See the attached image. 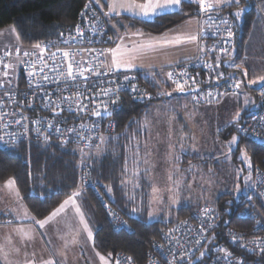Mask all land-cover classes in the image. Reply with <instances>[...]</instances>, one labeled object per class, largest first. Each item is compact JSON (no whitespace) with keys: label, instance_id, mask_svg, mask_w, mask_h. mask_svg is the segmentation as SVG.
Instances as JSON below:
<instances>
[{"label":"snow or ice","instance_id":"snow-or-ice-1","mask_svg":"<svg viewBox=\"0 0 264 264\" xmlns=\"http://www.w3.org/2000/svg\"><path fill=\"white\" fill-rule=\"evenodd\" d=\"M93 0H90V3ZM96 4H100V0H94ZM108 10L104 13V16L108 18V23L97 25L93 22L91 31L95 34H100L102 36H107L106 29H110L115 32V36H107L106 40H101V43L114 44L115 47L108 48H90V49H80V51H88L94 53L95 55L92 57V60L88 61L87 67L84 66L82 60H77L75 55L69 50H63L59 47L56 48L55 52H50L48 57H45V53L51 48L56 42L48 41L47 44L42 45L41 43H36L33 46V50L31 52L25 51V57H35V59H29L27 61L21 59L17 62V64H9L4 63V68H12L15 70L18 66H24L27 72V76L29 78V87L32 88L33 80L35 77L39 76L41 79L35 81V89L43 92L45 87L52 83L56 82L57 87L53 93H46L44 96L43 107L45 109L52 107V101L49 98L50 95H56L57 99L60 103L56 104V108H59L61 104L65 107L63 110H66L69 113L74 114V116L79 119L80 114L85 112L88 109L87 104H82L81 100L89 99L90 103L94 105V107L90 110V114L95 116L97 120L92 124H81L79 126L80 129H87L89 133H91L94 129H99L100 122L106 118L111 117L113 112L117 109L120 103V93L127 92L132 96L133 100H144L150 102L155 97L161 98H169L173 97L174 93L187 94L192 97V100L196 103H199L201 99L207 97H211L212 92L204 93L203 89L199 87L200 82L192 76L188 70L187 64L192 63L197 60H201V57H178L176 60H168L161 64L159 67L161 71L157 72L154 69L157 68L155 64H145L143 60L148 57L156 56L161 53L166 52L168 49H178L182 48L185 45L195 44L201 53H205L204 40L207 38H216L219 37L212 45V48L207 49V51L218 50V53H223L224 57L227 59H222L219 54L216 55V63H203L204 67L209 70L210 73H215L216 75L213 79L220 81L223 80L224 83H228V81H232L231 87L234 90L240 89L242 85V81L234 79V72L228 73L225 76L223 71H220L221 64H227L232 69H240L241 65L235 62L233 59V53L235 51V46L232 44V37L234 33L231 29V26L228 25L227 19H221V24L227 27L223 29L215 24L212 21L210 13L217 12L219 13L224 7H231L232 5H236V11L234 13V18L239 19L244 9L239 7L241 0H106ZM187 4L189 6L195 4L198 6L197 11L198 14L208 15V20L204 21L208 25L207 28L201 26L197 31H183L182 25H177L175 29H169L168 32L161 33L159 36H153L151 34H146L142 30L137 29L136 31H131L128 25H124L122 21L117 19L116 23H111L113 18H119L122 13H126L130 19L139 20L141 22H149L155 23L156 19L164 16H186L188 15L184 11V5ZM89 5H85L87 8ZM103 7V5H101ZM93 15L96 16V13L93 12ZM99 19V17H97ZM209 21H212L209 23ZM191 21H186V24H190ZM198 23H200L198 21ZM119 27H124L125 31L123 34L119 32ZM14 32L15 29L13 28ZM77 36H69L67 39H64L62 42L64 44H68L72 41H77L79 43H84V31L80 29L77 25L76 27ZM61 37L63 33L60 34ZM94 36L88 39V43L92 44L95 42ZM228 45L229 47H225ZM38 50V51H37ZM19 52V48L17 49ZM61 54V59L58 60L57 54ZM7 55V53H6ZM103 58V59H101ZM49 60L53 62V64L49 65ZM64 61H67L66 65ZM95 62V63H94ZM0 63H3V58H0ZM39 65V67H37ZM164 67H168L172 70L164 73L162 69ZM177 68L180 70L177 71ZM47 70V71H46ZM135 70H141L143 76L146 81L155 89H158L155 92V96L152 93L147 92L144 89H141L135 81L137 80V74ZM49 73H52L50 76ZM5 78L10 76L8 71H4L2 74ZM14 75V72L11 74ZM199 75V72H197ZM244 76H247V70L243 72ZM160 77L158 79L157 77ZM264 81V76H260L253 80H248V85H257L258 82ZM168 83L175 85L172 91H164L161 89V83ZM12 84L11 79L0 80V87H3L4 84ZM63 85V87H60ZM195 85V87H193ZM220 85L218 84L217 87ZM260 95L264 97V84H260ZM75 89V91H73ZM83 89V90H81ZM92 89H97L95 93L92 92ZM71 92V95L64 96V92ZM86 93L88 95H86ZM37 92L34 90L33 95H36ZM228 93H221L220 95H227ZM8 95V93H5ZM104 96L108 97L107 101H99V97ZM211 103V100L207 101ZM3 104V100L0 99V105ZM245 106L249 104L254 105V101L246 98L244 101ZM27 107H32L31 102L27 105ZM187 107V105H185ZM102 108V110H101ZM55 111V108L52 109ZM5 115H13L16 113H4L0 112V118ZM148 113L145 112L142 119H133L129 121V124L126 125L125 135H128L127 128H130L133 124L137 125V131L146 130L150 121L148 119ZM56 116H60V112L56 113ZM28 118L23 116L21 113V120H27ZM55 119V117H54ZM252 119L255 120L256 116H252ZM260 120L264 121V116L260 117ZM16 123L21 124L20 120H17ZM32 123L37 125L32 131L37 134V139L43 137V143L45 146L49 145L50 135L48 129H53L58 137L61 138V146H64L70 142V138L65 135V131L59 126V124H53L52 121H45L41 119L33 120ZM228 123H232L237 131L247 132L248 130L241 127L243 123L241 117V111H237L232 118V120L228 121ZM47 125L45 131H41ZM6 126V125H5ZM109 128L114 127V124H109ZM24 132L21 135H25L28 132L27 125H23ZM67 133H71L73 137H75V143L79 145L81 141H87L84 147L73 149V153L79 152L80 154V167L90 168L92 167V161L97 158H100L107 149L104 147L107 143H109L110 139H118L117 136H105L99 132H97L96 139L99 143H93V137L91 135L85 136L81 131L76 128H68ZM185 139L184 136H181V140ZM135 140L136 151L133 153L132 159L134 165L140 160L139 156V144L140 142L136 140L135 133L129 136V142ZM18 142L16 134H13V139L11 145L14 146ZM0 143H4L7 145L8 142L3 140V137H0ZM229 145V153L232 152L231 145H237V151L241 153L240 159L242 162H246L248 167L251 168V158L247 156L246 151L239 149L238 147V137L232 136L231 140L228 141ZM146 146V145H145ZM127 147V146H126ZM172 145H169V148L172 149ZM88 149V151H85ZM181 152L188 151V147H186L183 143L180 145ZM191 151L197 154L199 153V149L195 146V144L191 145ZM150 155V153H148ZM228 159L229 157L226 155L225 157ZM175 159L178 161L180 156H176ZM147 163V161H144ZM178 171V168L176 169ZM244 169H240L242 172ZM124 175L127 176L129 172L127 159L125 160L124 166ZM147 172V169H145ZM191 171V167L188 169ZM140 170L139 167H135L132 170L133 176H139ZM237 177H239V172L237 173ZM169 180L172 179V175L170 174L168 177ZM250 177L245 178V184L247 186V182ZM181 181H176V183H180ZM121 187L122 189H127L129 183H132L131 179H121ZM107 188V194L112 193V188L110 186H105ZM133 190L139 187L138 183L132 184ZM3 190H6L7 194L10 197H14L16 200L21 201L17 205L16 208H9L0 210V215H10L12 219L5 221V224H12L14 220L16 221H30L31 227L24 225L21 223L18 227H14L13 231L16 233V237L24 246V254L25 260L23 264H67V255L66 249L68 246L76 245L81 243L80 237L82 234L86 235V239L88 241H93V231L88 223V219L86 218L84 211L82 210L81 204L79 203L84 190V185L81 184L78 186L76 191H73L66 199L60 202L55 208H53L46 216L43 218L37 219L35 215H32L25 206L22 201L24 197L20 195L19 189L16 186V181L14 178H9L4 182L2 186H0ZM237 189L239 190L238 186ZM98 191V190H97ZM153 196L149 201V205L153 202L159 203L161 197L159 196V189L153 186ZM123 195L129 202H134L135 197L129 195L127 191L123 192ZM41 201L46 200L48 197L39 196L37 197ZM171 203L175 204L176 200H172ZM107 208V205L105 204ZM71 211L73 217L78 218L80 229L76 230L73 234V229L71 226V222L68 221V212ZM209 209H203V214L207 216L209 214ZM132 213L139 214L142 212L141 207H134L131 209ZM159 209H153L149 211L148 215L150 218H155ZM108 214L113 217V219H118L114 213L111 212V209H108ZM61 220L66 221L63 225L64 228H67V231H64L61 227H57ZM186 224L187 221L181 222ZM123 227L127 228L126 222H122ZM53 230L57 236V239L62 241V246L55 250L53 254L49 255V258L44 259L43 257L37 259L35 251L28 253L27 248L31 244L35 243L37 239L43 240L48 237L49 230ZM178 229H170L169 233L165 235H169L173 231H177ZM69 237H71L69 239ZM232 239L234 241L237 240L236 236H233ZM242 239V238H240ZM5 240L7 244L0 245V264H12L10 260V256L15 254L19 255L21 252V247L15 246L12 243V237L6 236ZM48 243H51V240H48ZM199 243V241H197ZM250 243L256 244L259 248V251L262 256H264V246L260 245L259 238L251 241ZM162 248L163 246L160 245ZM255 251L256 249H251ZM221 252L225 253V257H230L231 253H228L225 249H220ZM100 258L102 264H110V261L107 257L100 255L97 253ZM204 253H201L203 256ZM112 253L108 254V257H111ZM131 260V257L127 258ZM183 259V256H181ZM19 264V262H17ZM116 264H120L119 260L116 261ZM169 264H177L176 258L173 257V261L169 262ZM237 264H245V262L241 259L237 262Z\"/></svg>","mask_w":264,"mask_h":264},{"label":"trees","instance_id":"trees-1","mask_svg":"<svg viewBox=\"0 0 264 264\" xmlns=\"http://www.w3.org/2000/svg\"><path fill=\"white\" fill-rule=\"evenodd\" d=\"M87 1L0 0V30L13 26L20 45L32 48L36 43L57 37L71 26ZM257 1L263 0H241L239 7L245 9L239 19L234 18L236 5L223 8V13H227L232 20L234 33L232 44L235 48L245 44L244 40L248 38L258 23L255 5ZM105 3L106 0H100V4ZM197 8L198 6L195 4L191 6L185 4L184 11L188 15L159 17L155 23L127 18L136 27L160 33L182 22L187 17L198 16ZM221 58L227 59L223 55ZM213 61L215 64L216 56L213 57ZM220 70L226 76L228 73H232V70L234 76L242 75L241 69H232L227 64H221ZM157 78L160 79L159 76ZM162 83L161 88L163 86L170 87V83L166 85ZM147 84L155 96L158 89L153 88L148 82ZM247 88L254 89L252 86H247ZM159 99L162 98L155 97L148 102L126 98L121 107L113 113L116 126L110 137L118 135V139H110L109 143L104 145L107 151L100 158L92 161L90 168L79 166V155L77 152L73 153L72 150L75 147L72 145L61 146L57 142L51 141L48 146H45L41 142L26 141L11 147H0V182L14 178L21 196L24 197L23 202L37 219L46 216L73 191H76L79 185L83 184L85 197L82 199H84V205L94 223L96 230L94 245L98 251L106 255L112 253L111 257L114 260L118 253H126L138 263H144L152 242L175 221L190 214L197 207L192 204H183L177 208L176 217L171 215L172 218L168 220H149V206L145 196H143V203L140 204V201H137L140 194L135 197L134 202H129L123 195L124 191L132 195L128 189H122L120 183L124 178L125 160L129 161L133 148V143L129 142V136L135 133L136 137L141 132L137 131V125L133 124L127 128L128 135L126 136L124 134L126 125L133 119H142L148 106ZM256 99L259 106L262 102L261 95H257ZM233 130L235 129L233 128ZM240 143H243L247 148L253 165L258 164L264 169V142L246 139V141L241 140ZM85 172L89 175V183L82 179V174ZM105 186L112 188L111 194H107ZM97 190L100 193L99 196L96 195ZM41 195L48 198L41 201L37 198ZM248 196L241 193L238 198L233 196L223 200L219 197V203L216 207L213 206L219 215L217 228L211 233L204 255L196 256L193 263L205 264L211 248L215 244H225L243 256L247 264H264V256L261 253L251 252L243 247L233 245L229 237L231 230L253 234L256 229H259L261 233H264V205L260 199H257L258 208L251 212V215L242 216L239 213L241 207L250 201ZM104 199L129 220L131 229L114 230L108 212L102 205ZM138 206L142 208V212L132 213L131 209Z\"/></svg>","mask_w":264,"mask_h":264},{"label":"rangeland","instance_id":"rangeland-1","mask_svg":"<svg viewBox=\"0 0 264 264\" xmlns=\"http://www.w3.org/2000/svg\"><path fill=\"white\" fill-rule=\"evenodd\" d=\"M255 3L257 7L259 1ZM106 6L105 3L102 8L106 9ZM221 12H223V9ZM257 19L256 34L252 35L250 32L248 36L251 39L250 44L247 45L248 38H245V44L243 43L240 47L235 48L233 53V59L241 65L240 69L242 71V75L234 76L235 80L242 81L241 88L236 89L235 94H233V90L228 92L227 95H220L211 103L198 104L187 94L174 93L171 99L162 98L153 101L146 109L145 112L149 114L150 125L136 136V140L140 142V160L134 165L132 156L136 149L133 147L127 162L129 172L127 176L124 175L123 179H131L132 183L128 184L127 189L134 197L140 194L137 200L140 201V204L143 203V196H145L149 211L159 209L155 218L149 217V220H168L172 216L176 217L177 208L183 204H192L197 206L196 208L200 206L213 208L219 203V197L223 200L233 196L238 198L241 193L249 195L248 199L253 203L250 204V210L254 211L258 208L257 201L260 197L255 191V173L257 174V170L264 171V169L258 164L253 165L252 162V167L249 168L247 163L242 162L240 159L241 153L237 151V145H231V153H229L228 145V141L231 140L232 136H237L239 149L246 151L247 156L251 158L245 145L240 143L241 140L246 141V138L241 131H237V128L228 121L232 120L237 111H241L244 123L245 119L258 106L256 97L260 94V84H264V81L258 82L257 85L246 83L248 80L264 76V18L259 20L257 16ZM198 21L200 22L199 19ZM13 28V26H8L0 30V51L20 45L16 31H12ZM199 28L200 23L197 25V30ZM185 46L187 50H185ZM185 46L172 49L175 52L173 59L189 56L191 52L189 45ZM195 52L197 54L194 57L199 53L197 46ZM169 69L164 67L162 71L167 73ZM244 70H247V76L243 75ZM155 71L159 72L161 69ZM168 83H170V87L163 86L161 89L172 91L175 85L171 82ZM162 84L166 85L167 83ZM247 86H252L254 89H249ZM246 98L254 101V105L245 106L244 101ZM105 136L110 137L109 134H105ZM181 136L185 137L183 141ZM132 143L134 145L135 140ZM181 143L188 147V151L181 152ZM193 144L199 149L200 154L191 151V145ZM169 145L173 146L172 149L169 148ZM85 151H88V149H85ZM77 153L80 163L81 157L78 151ZM226 155L229 157L228 159L225 158ZM176 156H180L178 161L175 159ZM144 161H147V163ZM137 166L140 174L139 176H133L132 170ZM190 167L191 171H188ZM145 169H147V172ZM240 169L244 170L240 172ZM238 172L239 177H237ZM170 174L172 175L171 180L168 179ZM247 177H250V179L246 186L245 178ZM178 180L181 182L177 184L176 181ZM133 183H138L139 187L133 190ZM153 186L160 190L161 200L159 203L153 202L149 205V201L153 196ZM173 199L176 200L175 204L171 203ZM214 211L217 212L215 209ZM229 237L232 240L230 232Z\"/></svg>","mask_w":264,"mask_h":264},{"label":"built area","instance_id":"built-area-1","mask_svg":"<svg viewBox=\"0 0 264 264\" xmlns=\"http://www.w3.org/2000/svg\"><path fill=\"white\" fill-rule=\"evenodd\" d=\"M85 5H89L87 8ZM93 12L96 13V16L93 15ZM107 12L106 9L102 8L100 5L96 4L94 1L90 3V0H88L82 9L80 10L75 22L66 28L63 32V36L61 37V33L54 38L43 40L40 43L42 45L47 44L48 41H55L56 43L48 49V51L45 53V57H48V54L50 52H55L56 48L59 47L63 50H69L71 51L77 60H82L85 67H87L88 61L92 60V57L95 55L94 53L88 52V51H80V49H90V48H108L113 47L114 44H108V43H101V40H106L107 36H115L110 29H106L107 36H102L100 34H93L91 31V27L93 22H95L97 25L108 23V18L104 16V13ZM212 17V21L215 22V24L219 25L222 29L224 27H227L225 25L221 24V19H227L228 25L231 26L232 29V20L230 16L227 13L223 12H213L210 13ZM99 17V19H97ZM198 19L200 20V27L203 26L205 28L208 27L206 23H203L204 21L208 20V15L205 14H199ZM212 21H209L211 23ZM77 25L84 31V43H79L77 41H72L68 44H64L62 41L64 39H67L69 36H77L76 27ZM233 31V30H232ZM94 36L95 42L92 44H89L87 41L89 38H92ZM219 39V37L216 38H207L204 40V46H205V53H201L199 50V53L196 57H201V60L204 63H210L214 64L213 57L219 54L220 56L223 55V53H218V50L213 51H207V49L212 48V45L215 43V41ZM225 47H229L228 45H225ZM19 48V52H17V49ZM33 50L32 48H25L20 45H17L11 49L1 50L0 51V58H3V63H0V80H6L11 79L12 84L5 83L3 87H0V99L3 100V104L0 105V112L4 113H16L15 116L13 115H5L2 118H0V137H3V140L8 142L7 145L4 143H0V147H11V142L13 139V134H16V137L18 139V142L15 144H19L21 142L26 141H36L43 143V137H40V139H37V134L32 131L37 125H34L32 123L33 120L41 119L45 121H52V123L59 124V126L65 131V135L70 138V142L66 145H72L75 148H81L84 147L85 143L87 141H81L78 144L75 143V137L71 133H67L68 128H76L79 131L83 133V135L88 136L91 135L93 137V143H99V141L96 139L97 132L105 135V134H113L115 131V120L113 119V115L111 117H106L100 122L99 129H94L91 133L88 132L87 129H80L79 126L83 124H92L97 120L95 116H92L90 114V110L94 107L90 103L89 99H83L81 100L82 104H87L88 109L85 110V112L80 114V118L77 119L74 114L67 112L64 109V105L61 104L59 108H56V104L60 103L57 99L56 95H50V99L53 102L52 107L45 109L43 107L44 96L46 93H53L54 90L57 87L56 82H52L48 84L43 92H40L39 90L35 89V81L40 80L41 78L39 76L35 77L33 80V86L32 88L29 87V78L27 76V72L25 70L24 66H18L15 70L12 68L5 69L4 63L9 64H17V62L21 59L27 61L29 59H35V57H25L24 52L29 51L31 52ZM38 51V50H37ZM7 53V55H6ZM58 60L61 59V54H57ZM103 59V58H101ZM201 60L194 61L192 63H188L187 67L192 76H194L197 81L200 82L199 87L203 89L204 93H208L209 91L212 92L211 97L205 96V98L201 99L198 104H205L208 100H215L220 96L221 93H228L230 91H233V88L230 86L232 81H228V83H224L223 80L217 81L213 79V77L216 75L215 73H210L207 68L204 67L203 63H201ZM67 61H64V64L66 65ZM95 63V62H94ZM53 62L49 60V65L51 66ZM39 67V65H37ZM172 69H169V71ZM180 69L177 68V71ZM220 70V69H219ZM4 71H8L10 73V76L5 78L2 74ZM47 71V70H46ZM221 71V70H220ZM14 72V75H11ZM197 72H199V75H197ZM137 74V80L135 83L141 88L146 90L149 93L153 94V91L150 89L149 85L147 84V81L142 73H136ZM51 76L52 73H49ZM226 76V75H225ZM220 85L217 87V85ZM60 87H63V85H60ZM195 87V85H193ZM36 91L37 94L33 95V91ZM83 90V89H81ZM75 91V89H73ZM97 89H92V92L95 93ZM5 93H8V95H5ZM64 96L71 95V92H64ZM86 95H88L86 93ZM120 103L116 110H118L121 105L123 104V101L126 98L132 99V96L129 95L127 92H121L120 94ZM107 101L108 97L101 96L98 99L99 101ZM144 101V100H142ZM31 102L32 107H27V105ZM55 108V111L52 109ZM102 110V108H101ZM115 110V111H116ZM114 111V112H115ZM60 112V116H56V113ZM113 112V113H114ZM21 113L23 116L27 117V120H21ZM252 116H256V119L253 120ZM264 116V97H262V102L260 104V107H258L252 114H250L246 119L245 122L241 125L242 128L248 130L247 132H241L243 136L246 139L255 140V141H263L264 142V121L260 120V117ZM55 117V119H54ZM20 120L21 124H17L16 121ZM114 124V127L109 128V124ZM27 125L28 132L25 135H21L22 132H24L23 125ZM6 125V126H5ZM47 128V125L43 128H41V131H45ZM48 132L51 133L50 135V142L54 141L57 142L59 145H61V138L57 136V134L53 129H48ZM65 146V145H64ZM257 174L255 173V191L258 193L260 199L264 202V171L257 170ZM82 179L89 183L90 178L87 172L82 174ZM91 183V182H90ZM96 195H100L99 191H96ZM105 204L107 205V208L105 207ZM250 204H253L251 201H248L246 205L242 206L240 209V215H251L253 212L250 210L251 206ZM102 205L106 208L107 212L108 209H111V212L118 217V219H113L112 216H109V219L111 220L112 226L115 231L125 229L129 230L131 229V223L128 221V219L116 208L112 207L109 202L104 199L102 201ZM209 209V214L205 216L203 214V209ZM218 213L214 211V209L210 206H200L193 210L190 215L183 218L182 220H179L172 224L166 231H164L158 238H156L152 242L151 249L147 255V259L142 264H169V262L173 261V257L176 258L177 264H195L193 263L194 258L201 254L207 248V243L210 241L211 233L217 228L218 225ZM187 221L186 224H183L181 222ZM122 222H126L127 228L123 227ZM170 229H178L177 231L171 232L169 235H165L166 233H169ZM230 233L233 236L237 237V240L232 241L233 245H237L239 247H243L248 251L260 253L259 248L254 243H250L251 241L255 240L256 238H259L260 245L264 246V233H261L259 229H256V231L253 234L245 233V232H237L235 230H231ZM242 238V239H240ZM199 241V243H197ZM160 245L163 247L161 248ZM220 249H225L228 253H231L230 257H225V253L221 252ZM251 249H256L255 251H252ZM181 256H183V259H181ZM131 257V260H128L127 258ZM243 260L246 263L243 256L239 255L234 248H231L225 244H215L211 248V252L209 253V258L205 264H237L239 260ZM119 260L120 264H140L138 263L131 255L126 253H118L116 255L115 261ZM195 262V261H194Z\"/></svg>","mask_w":264,"mask_h":264},{"label":"crops","instance_id":"crops-1","mask_svg":"<svg viewBox=\"0 0 264 264\" xmlns=\"http://www.w3.org/2000/svg\"><path fill=\"white\" fill-rule=\"evenodd\" d=\"M106 5H107V2H106ZM105 8H106V10H108V6H106ZM256 8H257V16H258L259 20H261L262 18H264V1H260ZM127 17H129V16L126 13H122L120 18H113L111 23H116L117 19H119L120 21H122V23L124 25H128L130 27L131 31L134 32L137 29H139V30H142L146 34H151L153 36H159L161 33L168 32L169 29H175L177 27V25L184 26L182 29L183 31L195 32V31H197V25H198V16L195 15V16L187 17L182 22H180V23L160 32V33H154V32H150V31H146V30L142 29L141 27L134 26ZM189 20L191 21V23L186 24V21H189ZM256 28H257V26H256ZM256 28L252 32V35L256 34ZM124 31H125L124 27H119V32L121 34H123ZM113 34L115 35V32H113ZM250 42H251V39L248 41L247 45H249ZM113 47H115V45ZM189 48H190L191 52L189 53L188 57H194L197 54V52H195L196 51V45L195 44H189ZM185 50H187L186 46H185ZM174 53L175 52L172 49H168L166 52L161 53L159 55L145 58L143 60V63L155 64V65H157V68L154 70H159L160 69L159 66L161 64H163L164 61H168V60L174 61L177 59V58L173 59ZM135 71H136V73H142L141 70H135ZM4 182H0V186H2L4 184ZM83 197H85L84 190H83V195H82L79 203L81 204L82 210L84 211V214H85L86 218L88 219V223H89L90 227L92 228L93 236H95L96 230L94 227V223L90 219L87 208L84 205V199H82ZM19 203H21V201L16 200L14 197H10L7 194L6 190H3L2 188H0V210L9 209V208H16ZM22 203L26 206V204L23 201H22ZM8 219H12V217L10 215H0V245L7 244L5 237L11 236L13 245L21 247V252L19 255H15V254L11 255L10 260L12 261V264H17V262H19V264H23V261L26 258L25 254H24V252H25L24 246L16 237V233L13 231V228L18 227L21 223H23L24 225H27L28 227H31V222L30 221L21 222V221L14 220L12 224H5V221H7ZM68 221L71 222L73 234L76 230L80 229L81 226L79 224V220H78V218L73 217L71 211L68 212ZM65 223H66V221L61 220L60 223L57 225V227H61L64 231H67V228L63 227V225ZM70 238L71 237H69V239ZM49 239L51 240V243H48ZM80 240H81V243L76 244V245L70 244L68 246V248L65 250L66 255H67V264H102L97 253L107 257L110 261V264H116L113 257H108V255L103 254L100 251H98V249L94 245V240L88 241L86 239L85 234L81 235ZM61 246H62V241L57 239L55 232L50 229L48 232V237L44 238L43 240L37 239L35 241V243L28 246L27 252L31 253V252L35 251L37 259H39L41 257H43L44 259H47V258H49L50 254H53L55 252V250L60 248Z\"/></svg>","mask_w":264,"mask_h":264}]
</instances>
